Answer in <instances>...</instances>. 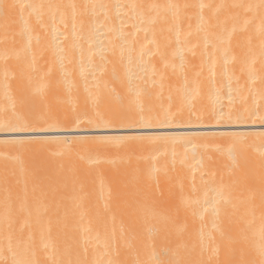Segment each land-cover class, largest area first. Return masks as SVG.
I'll use <instances>...</instances> for the list:
<instances>
[{"label":"bare ground","instance_id":"6f19581e","mask_svg":"<svg viewBox=\"0 0 264 264\" xmlns=\"http://www.w3.org/2000/svg\"><path fill=\"white\" fill-rule=\"evenodd\" d=\"M0 264H264V0H0Z\"/></svg>","mask_w":264,"mask_h":264},{"label":"rangeland","instance_id":"374dc122","mask_svg":"<svg viewBox=\"0 0 264 264\" xmlns=\"http://www.w3.org/2000/svg\"><path fill=\"white\" fill-rule=\"evenodd\" d=\"M27 157H28V155H27ZM36 158H37V157H36ZM36 158H32V159H31V157H28V158H27L28 161H27V159L24 157L23 160H24V161L26 160L25 162L31 164V165H29V167L32 166V164L35 165L36 162H38L37 164H38V167H39V164H41V163H40L41 161L39 162V159H38V161H36V160H37ZM110 158H111V157H110ZM110 158L108 159L109 162L111 161ZM113 158H114V159H113L114 163H118V164H120L121 162H124V161H122L123 159H121V158H118V157H113ZM115 158H116V159H115ZM33 159H34L36 162H33ZM111 159H112V158H111ZM117 159H119V160H117ZM126 159H127V158H126ZM31 160H32V161H31ZM115 160H117V161H115ZM120 160H121V162H118V161H120ZM113 161H111V162H113ZM32 162H33V163H32ZM125 162H126V160H125ZM38 167H37V168H38ZM32 168H33V167H32ZM38 169H40V168H38ZM35 170L37 171V169H35ZM42 174H44V173H42ZM39 176H40V175H39ZM105 179H106V177H105ZM105 179H104V182H103V186L106 185V187L109 188V186H107V183H108L109 181H108V182H105ZM107 179L110 180V182H111V185H110V186H111V187H112V186L114 187V190H113V187H112V189H109V191L111 190L114 194L117 193L116 195H118V193H120L119 198H121V200H122V198H125V197H126V198H131V199H132L133 196L135 195V193H136V192H139V191H137V190H134V189H136V188H135L136 185H130V184H132V183H131L130 181L126 180L127 178H123V179L117 180V182L119 181V183H117V184H119V185H117V186H114V184L116 185V183H115V182H116V181H115L116 179H112V178L110 179L108 176H107ZM107 179H106V180H107ZM112 181H113V183H112ZM114 181H115V182H114ZM121 182H122V183H121ZM120 183H121V184H120ZM128 183H129V184H128ZM168 183H169V182H167V183H165V184H164V183H163V184L161 183L162 185H161V184H160V185L154 184V185L157 186V187L155 186L156 188H154V186L151 185V187H150L151 190H149L150 188H148L149 192H148V190H147L146 192H143V193H142V194H143V197L145 196V199H147L146 197H148L147 200H145L144 198L141 199V198L139 197V195H140L139 193H137V194H139L138 197L140 198V200H141L142 202H143V200H144V201H148L149 199H151L152 201H156V200H158V202H155V203H156V204H155L156 208L159 207L158 210H165V211H167L166 209H169L168 211H174V210H177V206H175L176 203L174 202V199H173V198H175V192H174V190H173L172 187H171V189L169 188ZM170 183L172 184V182H170ZM112 184H113V185H112ZM125 184H126V185H125ZM166 184H167V185H166ZM108 185H109V183H108ZM159 186H160V187H159ZM163 186H164V187H163ZM106 187H105V188H106ZM121 187H122V188H121ZM123 187H124V188H123ZM126 187H127V188H126ZM128 187H129V188H128ZM152 187H153L154 189H153ZM158 187H159V188H158ZM115 188H116L117 190H116ZM161 188H162V189H161ZM168 188H169L170 190H173V191H172L173 194L170 192L172 195H170V194L168 193V196H167V192H166V191L169 190ZM129 189H131V190L129 191ZM152 189H153V191H152ZM157 189H158V190H157ZM160 189H161V190H160ZM124 190H125V192H124ZM126 190H127V191H126ZM151 191H152V192H151ZM157 191H159V192H157ZM115 192H116V193H115ZM129 192H130V193H129ZM154 192H155V193H154ZM164 192H165L166 194H165ZM168 192H169V191H168ZM122 193H123V194H122ZM128 193H129V194H128ZM133 193H134V194H133ZM145 193H146V194H145ZM124 194H125V195H124ZM126 194H127V195H126ZM130 194H131V195H130ZM142 194H141V195H142ZM147 194H148V195H147ZM149 195H150V196H149ZM169 195H170L171 197H170ZM172 196H174V197H172ZM241 196H242V197H239V199H240V198L243 199V195H241ZM134 197H137V196L135 195ZM141 197H142V196H141ZM165 197H166V198H165ZM169 198H170L172 201H168L167 199H169ZM136 199H137V198H136ZM170 199H169V200H170ZM138 200H139V199H138ZM140 200H139V202H141ZM164 200H166L165 202L168 201V202L166 203V207H168V208H162V207H165V205H164V204H165ZM149 201H150V200H149ZM160 202H164V204L162 203V207H161L160 205H157V203H160ZM169 202H170V203H169ZM172 202H174L173 205H171ZM143 203H144V202H143ZM168 203H169L170 205H169ZM170 206H172V207H170ZM160 207H161V208H160ZM175 207H176V209H175ZM119 208L121 209V206L119 207V205H118V209H119ZM153 208H154V207H153ZM156 208H154V209H156ZM120 209H119V210H120ZM178 209H179V208H178ZM120 211H121V210H120Z\"/></svg>","mask_w":264,"mask_h":264}]
</instances>
